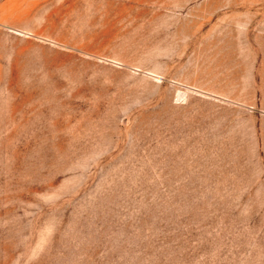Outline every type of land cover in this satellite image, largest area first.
<instances>
[{
    "label": "rangeland",
    "instance_id": "1",
    "mask_svg": "<svg viewBox=\"0 0 264 264\" xmlns=\"http://www.w3.org/2000/svg\"><path fill=\"white\" fill-rule=\"evenodd\" d=\"M0 264H264V0H0Z\"/></svg>",
    "mask_w": 264,
    "mask_h": 264
}]
</instances>
